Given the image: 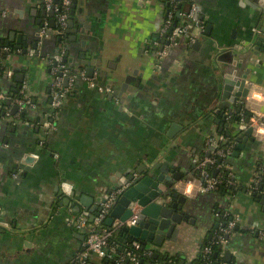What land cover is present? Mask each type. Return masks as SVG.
Returning a JSON list of instances; mask_svg holds the SVG:
<instances>
[{
    "label": "crops",
    "instance_id": "crops-1",
    "mask_svg": "<svg viewBox=\"0 0 264 264\" xmlns=\"http://www.w3.org/2000/svg\"><path fill=\"white\" fill-rule=\"evenodd\" d=\"M77 1L75 7L70 6L69 20L79 27L74 31L68 24L66 30L69 64L87 75V68L93 66L94 77L118 91L134 71L135 82L117 101L76 79L56 128L41 139L45 134L39 121L50 107L52 91L46 57L57 51L56 40L53 34L45 37L39 55H29L24 47L6 46L3 41L14 32L27 47H33L39 29L44 21L51 23L52 16L47 10L44 13L42 0H0V44L12 53L1 66L0 91L13 95L11 91L26 83L36 102L35 109L17 108L14 114L0 116V264H74L85 252V233L68 225L64 216L74 204L82 206L84 195L93 197L95 205L97 197L107 193L106 187L111 191L128 175V167L135 171L139 162L148 163V154L167 138V131L175 123L182 125V120L185 124L186 118L190 120L187 125L194 119L189 128L194 124L195 130L186 140L176 138L180 152L169 139L162 155L167 154L189 177L180 189L188 198L190 219L181 224L176 240L167 239L159 247L149 243L146 249L195 264L201 249L223 226L224 214L230 212L240 217V228L221 245L220 264H264V202L246 187L257 163L263 162L264 167V144L260 141L253 147L244 142L238 148L234 142L224 162L245 186L234 195L199 191L194 161V157L214 154L207 146L209 133L226 136L236 129L235 118L231 122L224 118L222 130L215 122L218 115L199 121L204 109L221 102L218 96L229 74L241 75L250 69L247 79L252 83V96L245 104L264 110V91L260 90H264V51L255 54L246 40L253 26L264 31L261 12L240 0H192L202 3L211 29L204 30L196 46L180 41L159 68L153 47L165 44L170 34V29H159L167 19L170 0ZM230 45L237 48H223ZM20 73L24 83L18 81ZM233 108L235 112L237 104ZM27 156L34 157L32 163L26 162ZM63 183H68V192ZM261 184L258 194L264 195V178ZM82 211L90 212L84 206ZM120 237L118 230L117 256L127 252V241H131Z\"/></svg>",
    "mask_w": 264,
    "mask_h": 264
},
{
    "label": "built area",
    "instance_id": "built-area-1",
    "mask_svg": "<svg viewBox=\"0 0 264 264\" xmlns=\"http://www.w3.org/2000/svg\"><path fill=\"white\" fill-rule=\"evenodd\" d=\"M264 3V0H262ZM261 1V3H262ZM46 7L47 12L54 11L55 26L51 27L49 20L44 21L43 25L39 29V38L37 42V49H31L28 54L34 55L35 52L41 51L43 41L45 37L50 34L59 35L63 33L68 25L69 12L72 0H42ZM173 8L177 6L176 0H170ZM182 22L176 24L171 32H169L168 39L163 48L157 52L158 60L155 62V66L159 67V60L163 59L180 41H183L186 45L193 44L203 35L205 29V22L201 17V6L197 2H192L190 8L186 12H180ZM173 13L169 12L167 19L164 20V24L159 27L162 32H166V29H170L173 26ZM259 31V29H257ZM19 51V50H18ZM7 52V53H6ZM66 48L64 45L60 47L53 55L47 56L46 61L49 64H53L51 67L52 74V91H51V103L46 113H44V120L40 122L42 126V133L45 135L53 131L56 128V121L59 117V113L63 105L67 102L69 90L76 79H83L88 82L92 88H97L101 92L111 93L113 88L110 86H103L96 82L95 77H90L86 72L81 70H71L64 62ZM12 53L9 47H4L0 44V67L6 65ZM12 74V70L7 72ZM67 81V84L65 83ZM264 91L263 88L260 89ZM251 92L247 100L250 101ZM7 99L9 106L4 109V116L12 114L11 109L13 105H17L19 109H35L36 102L32 94L30 93L29 86L24 83L18 92V95H9L0 91V101ZM246 107L239 113V118L236 122V129L239 131H245L248 127L253 128V135L264 144V110L257 108L255 105L247 103ZM247 112H251V115H247ZM231 115H228L229 119ZM29 123V120L26 121ZM226 141L227 138L224 135H218L214 132L209 133L207 136V146L213 155L205 157H194V161L197 167L198 185L197 188L202 192L218 191L223 182L228 184L238 185L239 182L236 179V175L232 170V167L224 162L225 158L233 151L234 144L228 145L225 149L221 148L220 142ZM211 168L218 169V172L214 174ZM223 171L227 172L226 177L222 175ZM138 173H133L132 177L122 176L119 181V185L111 191L105 193L104 200L100 204V211L94 218L93 222L89 220L88 211H82L79 213L70 212L67 217L68 224L81 230L85 233V252L78 255L74 264H87V258L90 255L97 257H113L117 262H122L129 259L132 264H140V256L133 250H127L123 255H116L117 243L110 244V239L120 230L123 226L136 225L140 216L142 206L138 201H132L129 205L131 215L126 220H116L114 223L107 227L104 225V221L108 218L112 208L116 204L119 197L138 180ZM261 176L259 172H254L252 180L246 184L249 191L255 190L260 184ZM63 189L68 192V183H63ZM231 215V219L221 226L214 240L215 243L221 245L226 242L224 238L228 234L234 231V228L240 222L238 215H233L230 212L225 213L224 216ZM131 246L134 250L142 248L140 241H133ZM212 245H206L203 248L205 255L212 253ZM153 252L150 249H145L144 255H152Z\"/></svg>",
    "mask_w": 264,
    "mask_h": 264
},
{
    "label": "water",
    "instance_id": "water-1",
    "mask_svg": "<svg viewBox=\"0 0 264 264\" xmlns=\"http://www.w3.org/2000/svg\"><path fill=\"white\" fill-rule=\"evenodd\" d=\"M58 0H55L57 2ZM178 11L177 16L180 17L181 8L183 5L184 0H178ZM241 4H249L253 7H256L258 11L261 12V15L264 20V3L262 0H240ZM259 1V2H258ZM262 1V3H261ZM77 0H72L71 8L75 7V4L77 3ZM201 8L203 7L202 3ZM44 13H46V7L43 4ZM36 12V9H34ZM201 17L203 18L205 24L207 22V19L205 18V13L203 11V8L201 9ZM52 16L51 19V26H55V17H54V11H50L49 13ZM72 15V11L70 13V18ZM261 17V18H262ZM178 20H175L173 23V26L170 28L169 32L173 30V28L176 26ZM69 26H72L75 29L79 27V24L74 25L73 19L69 20ZM211 29V24L205 25V32L208 33ZM259 29V31H257ZM264 30V27H263ZM12 33L11 37L3 43L6 46H15L17 48L24 47V50L26 52H29L31 49H37V42L36 41L33 44V47H27L25 43L22 42L21 35ZM250 36L246 39L248 40V46L250 50H252L255 54L260 53L261 51H264V31L260 29V27L253 26L251 28ZM15 35V37H14ZM38 38H39V32H38ZM16 44L14 45V43ZM199 40L196 43L190 44L189 47L196 46L199 44ZM180 45V44H178ZM176 45V46H178ZM164 44H161L160 46H154L153 50L159 49L161 50L163 48ZM175 46V47H176ZM235 45L233 46H224L223 48H233L235 50ZM237 48V47H236ZM34 55H39L38 50L35 52ZM156 55V53H155ZM9 70V67L7 68ZM82 69V68H81ZM7 70V71H8ZM84 70V69H83ZM88 76L94 77L93 71L94 67L90 66L87 68ZM250 72V69L247 67L246 71L238 75L236 71L234 73L229 74V77H226L225 84L223 85L222 89L220 90L218 100H221V102L209 109H204L203 113L201 114L202 119H199V121H203L204 118L206 120H210L214 118L216 115H218L219 118L215 119V122L220 124V130L223 128L222 122L224 121V118H227L228 115H231L230 122L232 120V113L234 112L233 105L237 104V110L241 111L244 108V105L246 103L247 98L250 96L252 83L248 82V74ZM136 71H134L132 74H127L125 77L124 82L122 83L120 87L119 94L122 95L123 92L126 91L128 86L130 84H133L135 82V76ZM104 74V72H103ZM0 75L2 73L0 72ZM142 76V74L140 75ZM18 81L20 83H24V77L20 73L18 75ZM101 79H96V82H100ZM109 97H112V95ZM18 106L13 105L11 112L12 114L15 113V110H17ZM228 109V111H227ZM247 115H251V112H247ZM223 117V118H222ZM186 120L190 121L188 118ZM194 120V119H193ZM191 119V122L189 125H187L188 121L184 124V121L182 120V125H176L173 124L171 129L167 131L166 135L167 138H163L161 140L162 142L156 146L150 154H148V163L139 162L137 167H135V171L139 172L142 176L137 180V182L127 189L117 200L116 204L112 208L108 218L106 219V224L109 226L114 223L115 220H126L130 217L131 211L129 208V205L132 201H138L139 204L142 206L140 216L138 219V222L136 225L133 226H123L120 228L121 236H127V238H131V242L134 240H138L142 243V249H146L147 245L150 243L152 245L156 246H162L167 239L176 240L178 233L181 229V224L183 222H188L190 219L189 216V206H188V198L181 192L180 186L186 185V183L189 181V177L181 171V166L175 165L174 161L170 159V157L166 154L163 157L164 151L166 152V147L168 144V140L170 139V144L172 147H177L178 152H180V146L176 144L175 140L177 137L180 139L186 140V138L192 133L196 126L191 125V129L189 128L190 124L193 121ZM237 119L235 118V121ZM228 126L231 124V126H234L233 123H227ZM194 126V127H193ZM230 126V127H231ZM186 130L187 133L180 134V131ZM185 131V132H186ZM233 136L234 142L236 143V146L238 148L244 147V142L248 143V145L256 147L259 145L260 141L253 136V128L250 126L245 131H239L236 129L227 131V136ZM250 139V140H249ZM250 142H249V141ZM183 144V143H182ZM34 160L33 156H27L26 162L32 163ZM28 169V168H27ZM133 168H128L125 174H128V177H132L134 171ZM218 172V169L214 170V174ZM181 184V185H179ZM116 187V186H115ZM261 189L263 188V184L260 185ZM108 191H110L109 187H106ZM112 190V189H111ZM107 191V192H108ZM102 195L97 197V203L94 205V198L89 196H83L84 199L80 200V203L82 206L87 208L89 212V220L93 222L94 218L98 215L100 211V204L104 200L103 193ZM258 200L260 199L262 202H264V195L261 193L257 195ZM65 200L67 201L66 204L70 203L69 197H66ZM72 210V213L76 214L81 211L82 206L81 205H75ZM70 213H67L66 216H64L65 221L68 223L67 217ZM69 225V224H68ZM225 225V224H224ZM240 227L239 225L235 226V230H238ZM122 237L120 239L122 240ZM226 240L230 237V234L226 235ZM130 241V240H129ZM128 242V241H127ZM126 242V243H127ZM159 252L155 251L154 257H158ZM215 256H217V253H215ZM226 259L230 260V253L227 252ZM127 262L129 264H132L129 259H127ZM141 264H143V261H141ZM179 264H184V260L181 259ZM196 264V263H195ZM214 264H220L219 261H216Z\"/></svg>",
    "mask_w": 264,
    "mask_h": 264
},
{
    "label": "trees",
    "instance_id": "trees-1",
    "mask_svg": "<svg viewBox=\"0 0 264 264\" xmlns=\"http://www.w3.org/2000/svg\"><path fill=\"white\" fill-rule=\"evenodd\" d=\"M192 2H193L192 0H184L183 1L182 8H181V12L188 11L189 8H190V6H191V4H192ZM170 6L171 7L169 9V12H172L173 13V22L175 20H178L177 23L180 24L182 22V18L177 16V11L179 9L178 5L175 8H173V5L172 4ZM59 35H53V37L56 40L57 50H59L60 47L62 45H64V41L63 40L66 39L65 37L64 38H60ZM13 49H16V48H12V50ZM64 62L68 65V67L71 70H74V68L71 67L70 64L68 63V59H67L66 53H65ZM49 66L52 67L53 64H49ZM0 71H1V67H0ZM18 92H19V90H14V91H11L10 93H12L13 95H18ZM7 106H9V101L7 99L0 101V116H3L4 115V109ZM235 110L236 111L233 112L234 114L232 113L233 114L232 115V118L238 119L239 118V113L242 110L241 111H239L237 109H235ZM28 113L29 112H27L25 115L26 116L29 115ZM37 119H38V117H37ZM41 120L39 122H41ZM225 137L227 138V142L223 140V141L220 142V145H219L223 149H225L228 145L234 144V137L232 135L231 136H227L226 135ZM214 170H215V168H211V171L212 172ZM256 171L259 172V174L261 176V180H260V184H261V182L263 181V178H264L263 162H258L257 163ZM196 173H197V171H196ZM222 175L224 177H226L227 172L226 171H223ZM260 184H259V186H258L257 189L250 191L252 195L257 196L258 192L260 191V189H259ZM244 188H245V186L242 185V184L232 185V184H228L227 182H223L221 184V186H220V189L218 191H220L221 193H224L226 195H234L239 190H242ZM230 219H231V215H228L227 217H225L223 219V225L225 223H227ZM104 225L107 226V227L109 226L108 224H106V220L104 221ZM219 229L220 228H218L216 230L215 235L218 232H220ZM215 235L210 240V242H208V244H206V245H210V244L212 245V249H213L212 253H210L208 255H205L204 252H203V248H202L201 249V252H200V254H199V256H198V258L196 260V264H214L216 261H220L221 260V257L219 255L220 254V251H221V244L214 242V240L216 239ZM224 238L226 239L225 234H224ZM118 242L119 241H118L117 232H116V234L110 239V244H115V243H118ZM131 243H132L131 241H128V245H129L128 246V249L129 250L131 249V250L135 251L140 256V259L143 260L144 263H150V264H179L180 263V258L179 257L173 256V255H170V254H167V253H161V252H159L158 257H154V254H152V255H144L145 249L139 248L137 250H134L133 247L131 246ZM215 253H217V256H215ZM87 264H129V263L127 262V259L124 260V261H122V262H117L115 260V258H113V257L106 256V257L100 258V257H97L95 255H90L87 258Z\"/></svg>",
    "mask_w": 264,
    "mask_h": 264
},
{
    "label": "flooded vegetation",
    "instance_id": "flooded-vegetation-1",
    "mask_svg": "<svg viewBox=\"0 0 264 264\" xmlns=\"http://www.w3.org/2000/svg\"><path fill=\"white\" fill-rule=\"evenodd\" d=\"M68 24H69V19H68ZM68 26V25H67ZM66 30H67V27H66V29L63 31V33H61L60 35H59V37L60 38H66V39H64L63 41H64V46H65V48H66V56H67V58L69 59V57H68V46H67V36H66ZM165 43H166V41H165ZM156 46V45H155ZM158 47V46H157ZM159 51V49H156V52H158ZM157 57H158V55H157ZM166 57V56H165ZM158 59H156V61H157ZM162 61H163V59H161V60H159V62H160V66H159V68L161 67V65H162ZM68 63H69V61H68ZM71 66V65H70ZM72 67V66H71ZM77 70H81V68H76L75 69V71H77ZM95 80H96V78H95ZM87 82V81H86ZM88 83V82H87ZM99 84L100 85H103V86H110V87H112L113 88V92H111V93H107V92H101V91H99L97 88H94V89H96V90H98L99 92H101V93H104V94H107V95H112V98H116V100L118 101V100H120V98L118 97V95H120L119 94V92L120 91H118V89L116 88V87H114L112 84H106V83H102V82H99ZM89 85V84H88ZM92 88V87H91ZM120 90V89H119ZM67 103V102H66ZM65 103V104H66ZM64 106V105H63ZM63 108V107H62ZM60 114V113H59ZM56 123H57V121H56ZM41 139H45L46 138V135H41V137H40ZM128 168H130V167H128ZM134 173H135V171H134ZM136 173H138V172H136ZM138 175H139V177H138V179L139 178H141V174L140 173H138ZM128 176V175H127ZM120 181V180H119ZM133 185H131L130 187H132ZM129 187V188H130ZM128 188V189H129ZM132 244V243H131Z\"/></svg>",
    "mask_w": 264,
    "mask_h": 264
}]
</instances>
